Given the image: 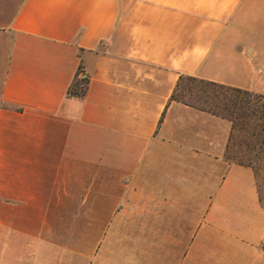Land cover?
Returning a JSON list of instances; mask_svg holds the SVG:
<instances>
[{
	"label": "crops",
	"instance_id": "obj_1",
	"mask_svg": "<svg viewBox=\"0 0 264 264\" xmlns=\"http://www.w3.org/2000/svg\"><path fill=\"white\" fill-rule=\"evenodd\" d=\"M181 75L264 94V0H0V264H264L254 173Z\"/></svg>",
	"mask_w": 264,
	"mask_h": 264
},
{
	"label": "trees",
	"instance_id": "obj_2",
	"mask_svg": "<svg viewBox=\"0 0 264 264\" xmlns=\"http://www.w3.org/2000/svg\"><path fill=\"white\" fill-rule=\"evenodd\" d=\"M185 80L200 84L202 92L196 94L194 101L182 100L181 102L228 120L231 129L228 138L230 141L234 132L240 137L241 156L232 162L251 168L256 179L258 199L261 202L257 177L259 165L264 162V94L207 81L195 76L181 75L171 95L173 100H178L177 90ZM206 87L211 89H206ZM79 90L76 89L74 92Z\"/></svg>",
	"mask_w": 264,
	"mask_h": 264
},
{
	"label": "rangeland",
	"instance_id": "obj_3",
	"mask_svg": "<svg viewBox=\"0 0 264 264\" xmlns=\"http://www.w3.org/2000/svg\"><path fill=\"white\" fill-rule=\"evenodd\" d=\"M206 89H211V88L206 87ZM199 92H202L200 89V84H197L195 81L185 80L183 81V83H181L180 87L177 90L176 97L178 100L176 101L180 103H182L181 102L182 100L194 101L196 99V94ZM239 141H240V137L236 132L233 133L231 141L229 139L227 141L225 154L229 159H231L230 161L237 160L241 156V152L239 151ZM257 178H258L257 183L261 191V198H262V201L261 202L259 201V203L262 209H264V162H261L259 165ZM261 263L264 262L261 261Z\"/></svg>",
	"mask_w": 264,
	"mask_h": 264
},
{
	"label": "built area",
	"instance_id": "obj_4",
	"mask_svg": "<svg viewBox=\"0 0 264 264\" xmlns=\"http://www.w3.org/2000/svg\"><path fill=\"white\" fill-rule=\"evenodd\" d=\"M74 78L79 85V89H85L88 81L87 73L80 68L76 71Z\"/></svg>",
	"mask_w": 264,
	"mask_h": 264
}]
</instances>
